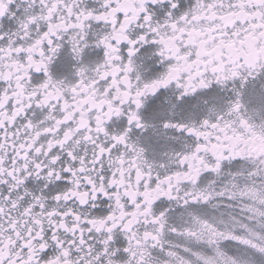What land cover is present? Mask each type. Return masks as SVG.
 Here are the masks:
<instances>
[{
	"label": "snow or ice",
	"instance_id": "1",
	"mask_svg": "<svg viewBox=\"0 0 264 264\" xmlns=\"http://www.w3.org/2000/svg\"><path fill=\"white\" fill-rule=\"evenodd\" d=\"M0 264H264V0H0Z\"/></svg>",
	"mask_w": 264,
	"mask_h": 264
}]
</instances>
